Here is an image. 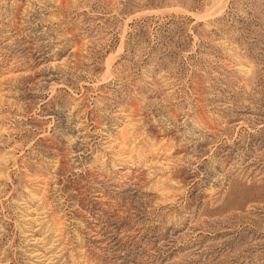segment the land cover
<instances>
[{"label": "rangeland", "instance_id": "374dc122", "mask_svg": "<svg viewBox=\"0 0 264 264\" xmlns=\"http://www.w3.org/2000/svg\"><path fill=\"white\" fill-rule=\"evenodd\" d=\"M0 264H264V0H0Z\"/></svg>", "mask_w": 264, "mask_h": 264}]
</instances>
